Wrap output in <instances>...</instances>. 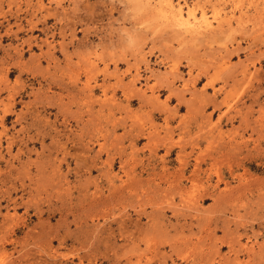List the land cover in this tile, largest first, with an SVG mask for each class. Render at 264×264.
<instances>
[{"label":"rangeland","instance_id":"1","mask_svg":"<svg viewBox=\"0 0 264 264\" xmlns=\"http://www.w3.org/2000/svg\"><path fill=\"white\" fill-rule=\"evenodd\" d=\"M0 231V264H264V0H0Z\"/></svg>","mask_w":264,"mask_h":264},{"label":"bare ground","instance_id":"2","mask_svg":"<svg viewBox=\"0 0 264 264\" xmlns=\"http://www.w3.org/2000/svg\"><path fill=\"white\" fill-rule=\"evenodd\" d=\"M162 11V10H161ZM172 18L175 21V25L184 28L185 30H191L192 32H197V29L201 28V25L196 24V19L192 14H187L185 17L184 15L179 11L178 13H175L172 15ZM207 27L208 25H204ZM217 175V174H216ZM6 181V180H5ZM194 199V198H193ZM2 229V228H1ZM1 232V231H0ZM2 234V233H1ZM2 237V236H1ZM6 238V237H5ZM4 241V240H2ZM24 243V242H23ZM22 244V243H21ZM26 244V243H24ZM24 245H21L23 247ZM26 246V245H25ZM21 247H19L21 249ZM23 249V248H22ZM21 251V250H20ZM22 252V251H21ZM23 253V252H22ZM20 258V257H19ZM27 262V261H26ZM30 263V262H29Z\"/></svg>","mask_w":264,"mask_h":264}]
</instances>
